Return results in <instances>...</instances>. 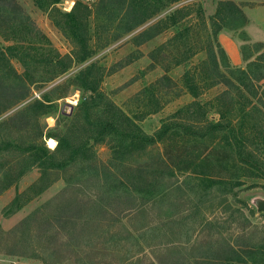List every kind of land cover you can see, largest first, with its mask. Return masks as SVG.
Returning a JSON list of instances; mask_svg holds the SVG:
<instances>
[{"label": "rangeland", "instance_id": "1", "mask_svg": "<svg viewBox=\"0 0 264 264\" xmlns=\"http://www.w3.org/2000/svg\"><path fill=\"white\" fill-rule=\"evenodd\" d=\"M16 1L48 43H39L40 47H35L37 54L25 58L23 63L11 59L13 68L22 75L28 95L0 114V125L29 104L42 101L49 104L48 113L38 116L32 125L40 126L45 144L49 138L56 142L59 133L73 126L80 98L88 96L75 86L73 78L85 67L95 65L98 89L145 134L153 136L162 121L196 101L194 109L199 113L204 110L208 120H221L218 112L222 111L223 123L230 124L238 138L242 139V132L252 139L251 149L261 148L264 158V61H258L264 45L263 50H256L255 45L261 43L250 42L244 34L245 15V21L227 12L215 15L221 1H233L243 11L264 7V0H146L148 8L158 11L130 32H126V20L141 15L140 11L125 14L133 0H59L54 5L49 0ZM76 2L92 11L87 23L89 57L83 62L74 61L66 72L46 81L60 67L38 65L37 56L50 53L53 57L58 53L75 57L81 49L62 15L70 12ZM177 10L173 24L169 16ZM55 20L61 21L62 29L55 26ZM160 20L165 21L157 25ZM212 25L220 28L219 33L232 32L240 39L239 66L231 64L218 36L210 34ZM11 44L0 35L1 48ZM221 75L233 86L217 84L222 81ZM164 76L168 80L160 82ZM245 85L249 89L250 85L258 87V95L252 97L253 89L243 90ZM190 87L197 94L195 98L188 92ZM223 92L229 95L224 98ZM154 99L162 107L149 114ZM227 99L232 102L230 107L223 105ZM81 120L87 121L84 116ZM13 139L24 146L30 133L17 131L11 124L1 125L0 149L8 148L11 144L7 141ZM111 143L107 139L94 146L101 162L110 158ZM207 144V140L201 141L199 147ZM164 147H149L151 153L138 159L137 164L157 161L165 154ZM172 150L176 148L171 147ZM223 155L225 158L228 153ZM13 156L3 155L0 172L6 162L14 161ZM232 163L235 161L230 157L221 164L215 162L218 182H225L233 174ZM226 165L230 171L223 170ZM249 170L251 173L240 177V184L232 190L218 182H202L190 172H176L169 179L172 188L167 196L160 193L148 200L143 195V200L136 195L135 203L123 200L115 204L110 196L114 191L107 193L112 178L101 177L99 181L91 176L94 172L83 170L79 164L51 175L54 181L44 191H28L39 177L34 168L0 193V264H194L202 257H221L218 254L226 245L240 251H264V173ZM117 175L123 180L122 170ZM160 175L158 170L157 177ZM0 178V184L8 180L4 174ZM22 193L25 195L20 203L9 209L14 197ZM249 263L264 264V252Z\"/></svg>", "mask_w": 264, "mask_h": 264}, {"label": "trees", "instance_id": "2", "mask_svg": "<svg viewBox=\"0 0 264 264\" xmlns=\"http://www.w3.org/2000/svg\"><path fill=\"white\" fill-rule=\"evenodd\" d=\"M49 1L53 5L59 2V0ZM176 1L169 0V3ZM139 11L140 16L136 14V17L131 16L126 20V32H130L146 19L156 15L158 10L148 8L146 0H133L132 5L125 8L126 15L127 13L128 15L133 12L138 13ZM55 12L60 13L58 10H55ZM221 12H227L230 16L245 21L242 9L233 1L219 2L215 15H220ZM91 13L90 7L76 2L70 12L62 14L67 26L72 28L75 41L81 44V49L74 54L75 57L69 54L60 56L58 53L54 54L53 57L49 56L50 53L46 57L41 56L42 58L37 56L38 65L46 63L60 67V69L49 74L50 78H47L46 81H50L54 76L66 72L74 61L83 62L89 57L86 39H88L87 23ZM177 14H179V10L174 11L172 17L169 16L173 19V24L177 20ZM161 21L165 20H160L157 25L162 24ZM54 24L62 29L61 21L55 20ZM219 31L220 28H214L212 25L210 34L212 37L217 38ZM0 35L6 42L12 43L5 48L0 47L1 114L24 100L28 95V89L23 85L22 75L13 68L11 59L15 58L23 63L25 58L32 56L34 53L37 54L35 47L40 45L39 43L45 41L48 43V41L16 0H0ZM140 35H145V32ZM255 48L261 51L263 45L256 44ZM222 52L224 53L223 50ZM210 56L214 70L217 71V61L212 51ZM261 60L264 61V51L258 58V61ZM25 72L27 73L26 70L24 74ZM96 75H98V70L95 69V65H92L85 67L73 78L75 86L87 92L88 96L80 98L73 114V126L59 133L60 135L56 137L57 144L54 149H49L46 146L40 126L37 123L35 127L32 125L33 121H37L38 116L48 113L49 104L45 102L35 101L1 123L2 126L11 124L16 127L17 131L30 133V139L23 144L24 146L21 145V141L18 139L7 141L11 145L8 148L0 149V159H3L4 154L11 153L14 155V161L9 164L6 162L0 172V177L4 174L8 179L0 184V193L34 168L38 169L39 177L28 187V191L35 190L40 193L53 183L54 180L51 175L56 174L57 171L68 169L75 164H79L83 170L87 168V170L94 172L91 176L98 180L101 177L105 179L111 177L107 193L110 190L114 191L110 195L114 203L123 200L135 203V200L138 199L136 195H141L140 199L143 198V195L147 196L148 200L154 199L160 193L167 196L172 188L169 179L174 177L176 172L180 174L190 172L202 182L216 184L218 180L215 178V174H217L215 162L221 164L227 157L234 159L235 163H232L231 167L235 169L232 175L227 176L225 182L219 180L218 183L226 185V188L228 187L230 190L240 184V177H247L251 173L250 168L264 173V158L260 154L261 148L257 147L252 150L253 140L244 136L242 132V139L238 138L230 124L223 123L224 115L222 111L218 112L221 120L217 122L208 120L204 110L199 113L197 109H194L198 104L193 101L179 108L162 121L161 127L153 136L147 135L133 119L98 89L99 82ZM163 79L168 80L164 76L159 79L160 82ZM221 79L222 81L217 82V84L222 83L226 87L233 86L231 80H226L222 75ZM154 85L151 84L150 86L153 87ZM187 89L194 98L197 96L193 88ZM242 89H248L249 91L253 89L251 91L252 97L258 95L256 90L258 87L254 88L250 85V90L245 85ZM261 94L264 95V90ZM221 95L225 98L229 93L223 92ZM226 101L227 103L224 102L223 105L230 107L232 105L231 100L228 101L227 99ZM248 103L250 102L248 101ZM161 107L162 104L154 99V106L148 113H155ZM82 116L85 117L86 122L81 120ZM107 139L112 141L110 146L111 155L108 161L101 162L96 156L94 146L105 143ZM205 140L208 141V144L203 148L199 147L201 141L205 142ZM160 144L165 146L164 150L166 152L164 155L159 156L157 161L152 160V163L142 164L141 166L137 164L138 159L151 153L149 147H157ZM171 147H175L176 151H171ZM221 153L225 155L228 153V155L224 158ZM222 157L223 159H221ZM214 159L216 160L214 161ZM238 159L239 161H237ZM227 168L229 167L226 165L223 170L230 171ZM121 170L124 181L117 175ZM158 170L161 171L159 177H157ZM235 174L239 176H235ZM23 195L25 193L17 194L8 208H15L20 203ZM263 252L259 248H248L240 251L226 245L222 247L218 254L222 255L221 257H202L194 264H250L251 259Z\"/></svg>", "mask_w": 264, "mask_h": 264}, {"label": "crops", "instance_id": "3", "mask_svg": "<svg viewBox=\"0 0 264 264\" xmlns=\"http://www.w3.org/2000/svg\"><path fill=\"white\" fill-rule=\"evenodd\" d=\"M244 11L246 24L242 29L250 42H258L264 45V7L248 8ZM218 41L228 55L231 64L239 66L240 59V39L233 36L232 32H220Z\"/></svg>", "mask_w": 264, "mask_h": 264}, {"label": "bare ground", "instance_id": "4", "mask_svg": "<svg viewBox=\"0 0 264 264\" xmlns=\"http://www.w3.org/2000/svg\"><path fill=\"white\" fill-rule=\"evenodd\" d=\"M46 144L49 149H53L56 146V142L52 139H46Z\"/></svg>", "mask_w": 264, "mask_h": 264}]
</instances>
